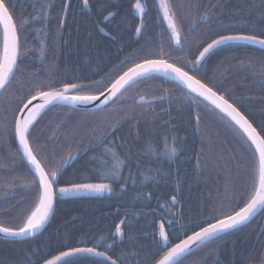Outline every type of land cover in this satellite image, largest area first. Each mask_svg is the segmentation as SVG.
I'll use <instances>...</instances> for the list:
<instances>
[{"label": "trees", "instance_id": "16d2710c", "mask_svg": "<svg viewBox=\"0 0 264 264\" xmlns=\"http://www.w3.org/2000/svg\"><path fill=\"white\" fill-rule=\"evenodd\" d=\"M70 1L66 21L61 27L66 0H10L17 26L25 20L30 22L20 33L22 54L16 75L7 90L0 92V126L4 129L0 137V225L3 226L17 227L33 206L36 195L35 188L30 187L31 175L27 174L26 162L17 153L13 116L15 109L23 107L21 101L26 103L37 86L51 84L62 88L65 82H75L87 85L93 91H105L134 62L158 53L161 44L166 58L191 68L189 61L211 42L204 41L209 37L208 25L215 27L213 38L238 32L264 34V0H208L212 10L206 12L199 10L203 6L202 0H171L182 24L181 51H174L176 47L169 39V32L152 0H146L148 7L140 35L136 33L137 26L141 25L140 18L134 13L136 0H88V7L84 6L83 0ZM250 2L257 4L251 19H247L248 13L239 15L237 10H231L232 6H245ZM43 3L51 5L50 18L47 26L38 32L41 23L31 21V17ZM77 4H80L83 15L75 17ZM96 9H99L98 13ZM109 13L115 15L105 21L104 17ZM205 13L209 19L201 20L200 16ZM102 25H105L104 34L111 35L109 45L106 41L96 47L90 39ZM125 32H130L133 37L128 47L120 38ZM42 40L45 46L43 59L39 52ZM69 41L78 44L67 47ZM246 47L252 52L249 53ZM73 53L82 56L83 61H74L70 57ZM261 58H264V49L232 43L215 50L206 60V63L217 66L221 62L225 64H221L222 70L214 80L206 75L203 67L197 74L238 106L258 130L264 127V84L253 75V71L258 70ZM94 81H100L102 87L97 89ZM141 96L157 100L139 104L137 99ZM165 138L169 145L178 149L171 162L167 158L153 157L146 151L149 145L157 153L164 151ZM30 142L46 161L49 171L59 169L57 187L103 182L110 183L113 191L105 192L102 199L89 202L57 197L47 224L29 240L31 245L27 240L5 243L0 239V264H43L60 251L69 250V246H95L117 264H127L133 256L142 264H154L159 255L157 245L163 246V242L154 235L152 239L148 237L151 239L149 246L140 245L134 234L135 228L145 230L153 226L158 233L163 225L171 246L199 230L200 221L206 218L209 209L219 206L218 197L225 192L227 179L244 185L251 171L249 154L219 116L204 109L203 105L186 102L175 83L161 76L133 84L123 91V95L99 110L47 107L30 129ZM112 152L125 161L121 176L128 177L131 172L132 179L127 184L100 179L96 171L104 162L114 163ZM74 155L77 156L75 159ZM66 160L67 166L62 171ZM156 169H161V174L150 181L158 184L156 186L163 195L171 193L176 184L183 183L180 196L189 197L191 202L182 203L181 214L170 211L171 205L161 204L157 205L159 211L153 214L135 212L139 217L124 220L120 226L122 238L116 239L113 237L116 228L112 226L123 219L115 209L119 206L118 200L130 192L141 197L146 190V181L144 176H138V172L153 175ZM191 190L194 194H190ZM136 204L135 207L149 206V203ZM232 204L235 206V198ZM74 218L77 222L71 224ZM148 218L151 219L149 222ZM142 220L146 224L140 228L138 224L141 226ZM170 220L175 221V228L167 222ZM134 221L137 225H130ZM180 224H183L182 234L176 231ZM88 225H91L92 234L86 235L81 228ZM189 225L193 227H187ZM75 259L76 264H111L94 256ZM179 264H264V209L253 221L207 243Z\"/></svg>", "mask_w": 264, "mask_h": 264}, {"label": "snow or ice", "instance_id": "6c2138e0", "mask_svg": "<svg viewBox=\"0 0 264 264\" xmlns=\"http://www.w3.org/2000/svg\"><path fill=\"white\" fill-rule=\"evenodd\" d=\"M157 7L162 21L167 24L169 39L178 47L174 51H181L183 48L181 40L182 24L175 11L171 0H152ZM84 6L88 7V0H83ZM39 11L31 17V21L41 23V31L47 26L50 18V4H39ZM146 0H136L134 4V13L140 18L141 25L137 26L136 33H142L143 17L147 11ZM67 10V5H65ZM14 6L10 0H0V27H2V39H0V91H6L11 84L12 78L16 75L18 67V58L21 56L20 50V33L25 25L30 21L25 20L19 26L14 23L13 16ZM115 13H109L104 17L107 21L109 16ZM201 20L209 19L207 13L200 16ZM61 20V27L64 24ZM104 32V29H100ZM46 36V33H45ZM245 41L250 45H259L264 49V34L256 35L251 33L238 32L234 34H221L211 40L203 47L199 54L189 61L191 68L179 64L177 61L166 58L164 54V45H160V51L155 55L145 56L142 60L134 62L131 66L119 75L110 87L107 88L108 95L105 96L103 91H93L87 85L75 82H65L62 88H55L51 84H41L37 86L34 94H29L27 102L23 107L15 109L13 116L14 137L18 142L17 153L22 161L26 162L27 174L31 175L30 187L35 188L33 206L25 213L22 222L17 227L0 225V235L4 237H31L39 232L49 219L53 212L54 200L57 197L63 199L71 193H92L103 194L113 191L110 183H72L70 186H61L57 188L59 169L49 171L46 161L40 157L36 149L30 142V129L32 128L37 117L41 112L54 102L69 105L80 106L88 105L100 101L102 105H107L110 100L117 96L123 95L128 87L139 83L142 80L152 79L156 76H163L166 80L174 82L183 93L186 102L195 105H203L204 109L212 111L219 116L225 123L234 137L238 139L242 149L249 154L251 161L250 176L244 185L239 181L227 179L225 181V192L218 197V205L209 209L206 218L200 221L199 230L193 231L187 235L186 239L180 240L179 243L170 246L169 237L165 234L164 226H160L159 236L163 241V246L157 245L159 258L154 260V264H179L180 258L191 251L193 245L202 246L208 242L220 239L225 234L244 225L250 218L254 217L258 210L264 209V127L259 130L254 127L253 123L246 117L234 103L224 94L218 93L213 84L208 83L205 79L197 75L208 57L215 50L232 44L233 42ZM40 58L45 56V46L43 40L39 49ZM250 68L253 66L250 63ZM262 84H264V58L258 70L253 71ZM96 88L102 87L100 81H94ZM123 90V91H122ZM186 90V91H185ZM167 92V89H164ZM101 96H105L101 100ZM155 99V97L153 98ZM34 100L40 102L29 108ZM140 102L150 103L145 97H140ZM27 112L25 113V110ZM197 122L199 123V111H197ZM175 141L176 137L173 136ZM108 151H112L109 149ZM147 152L153 157L159 156L161 160L167 158L170 162L177 156L178 149L171 146L165 138L164 151L157 153L152 145H149ZM114 163L109 165L104 162L102 168L96 171L100 179H108L112 182H122L127 184L132 179L131 172L128 177L121 176V168L125 161L120 159L115 152H112ZM72 158V157H70ZM139 167V164H137ZM161 174V169H156L153 175L143 174L144 181L155 179L156 175ZM133 183L135 181L133 180ZM143 183V182H142ZM235 185V188L232 186ZM24 187V185H20ZM236 189H240L237 191ZM235 198V206L232 200ZM173 203H176V197H172ZM242 204V206H240ZM226 209H231L227 211ZM175 221L170 220L169 225ZM123 223V221L121 222ZM187 227H193L189 225ZM116 235H122L119 224L116 226ZM108 247H111L109 245ZM97 256L108 260L111 264H117V261L106 256L105 251H98L93 247L69 246V250L60 251L58 255H53L50 259L44 261V264H76V259L81 256ZM155 255V254H154Z\"/></svg>", "mask_w": 264, "mask_h": 264}, {"label": "bare ground", "instance_id": "6f19581e", "mask_svg": "<svg viewBox=\"0 0 264 264\" xmlns=\"http://www.w3.org/2000/svg\"><path fill=\"white\" fill-rule=\"evenodd\" d=\"M202 2H203V6H200L199 7V10L200 11H203V12H206V11H211L212 10V8H211V6L209 5V3H208V0H202ZM256 3L255 2H250V3H247V5H245V6H232L231 7V10H232V12L234 11V10H237L238 12L237 13H239V15H240V13H243V12H245V13H248V14H246V16L248 17L247 19H251V17L252 16H254L255 15V10H256ZM75 8H76V10L74 11L75 12V17L76 16H80V14H82L81 13V6H80V4H77L76 6H75ZM97 10V13L99 12V9H96ZM213 10H215V11H218V9L217 8H213ZM263 10V12H264V9H262ZM262 12V13H263ZM83 15V14H82ZM238 16V15H237ZM250 17V18H249ZM62 19L64 20V21H66V19H65V17H64V10H63V16H62ZM98 19H99V17H98ZM125 21H127V19H125ZM94 22H95V20H94ZM14 23H15V21H14ZM107 26V25H106ZM73 29H74V27L73 26H71ZM109 27V26H108ZM101 28H103L104 29V32H105V25H102L101 26ZM72 29V30H73ZM207 29L209 30V32H208V38H206L204 41H211L212 39H214L213 37H214V35H212V32H214V29H215V27L214 26H212V25H208L207 26ZM1 31H2V27H1ZM248 31H251V29L249 28L248 29ZM104 32H101L100 31V29L99 30H97V31H95V35H94V37H91V42H93V43H95V45H96V47H101L102 45H103V43H105L106 41V43H108V45H109V37L111 36L110 35V33H105L104 34ZM249 33V32H248ZM73 34V33H72ZM72 36V35H71ZM136 37V36H135ZM120 38H121V40L123 41V45L125 46V47H128L129 45H130V43L132 42V40L131 39H133V37L131 36V33L130 32H125V33H122L121 35H120ZM174 43V42H173ZM210 43V42H209ZM234 43H238V44H245L246 46H249V47H253V45H250V44H248V43H243V42H234ZM78 43H74L73 44V42L71 41H69L66 45H67V47H74V46H76ZM65 45V46H66ZM110 46H112V44L110 45ZM174 46L175 47H178V46H176L175 44H174ZM255 47V46H254ZM199 50V49H198ZM246 50L249 52V53H251L252 52V49L251 48H248V47H246ZM71 55V54H70ZM72 59H74V61H77V62H81V61H83V59L84 58H82V56H80V55H77V54H72L71 56H70ZM221 64H223V62H221L220 63V66H217V65H214V64H212V63H204V66H203V70H204V72H206V75L207 76H209V77H211L213 80L218 76V74L221 72V70H222V67H221ZM223 65H225V64H223ZM186 91V90H185ZM1 92V91H0ZM115 100V99H114ZM114 100H112V102L114 101ZM111 103V102H110ZM235 105V104H234ZM236 106V105H235ZM238 107V106H237ZM3 127H1L0 126V137H2V134L4 133L3 132ZM2 171L0 170V173H1ZM139 173V177H142L143 176V174L145 173V172H138ZM156 185H158V184H156V183H153L152 181H150V180H148V181H146L145 182V186H146V190L144 191V193L141 195V197H139V198H137V197H135L134 196V194H132V192H130V194H128V193H126V194H124V196L122 197V198H120L119 200H118V202L117 203H119V206L117 207V208H115L116 209V211H117V214L120 216V217H123V219H122V221H126V220H128L129 218H131V216H133V217H135V216H137V217H139L138 215H137V213H140V214H142V213H144L145 215L146 214H148L149 212L151 213V214H153V212H158L159 211V208L157 207V205H171V206H169V210L170 211H172V212H174V213H177V214H181L182 213V209H183V205H182V203H187V202H191V199L189 198V197H184V196H180V191H183V188H184V185L185 184H183V183H178V184H176V188H172L173 189V191L171 192V193H169V194H166V195H163L161 192H162V190H160V188H158ZM70 186V185H69ZM164 192V191H163ZM105 193H103V194H100V195H97V194H92V193H85V194H81V195H77V196H72V197H69L68 199L69 200H83V201H91V200H95V199H102V198H104V195ZM190 194H194V192H193V190H191V193ZM173 196H175L176 197V203H173V201H172V197ZM110 203H113V202H110ZM136 203H149V204H147V205H149L147 208H148V210H147V208L146 207H135L137 204ZM151 203H154L153 205L154 206H152L151 208H150V204ZM83 205H86V206H88L89 205V203H83ZM134 209L136 210V211H134ZM263 210V209H262ZM261 210V211H262ZM135 212H137V213H135ZM51 215V214H50ZM258 216V215H257ZM256 216V217H257ZM50 217V216H49ZM255 217V218H256ZM255 218H253L251 221H253ZM75 219L76 218H74V219H72L71 221V224H74V223H76L77 222V220L75 221ZM136 220V219H135ZM151 219H147V222H149ZM119 222H118V224L120 225V226H122L123 224L121 223L122 221L121 220H118ZM143 221V220H142ZM250 221V222H251ZM131 222V221H130ZM167 222H169V221H167ZM249 223V222H248ZM47 224V223H46ZM102 224H104V223H102ZM146 224V222L145 221H143V222H141V226H140V224H138V226L140 227V228H142L144 225ZM247 224V223H246ZM130 225H132V226H135V225H137V223L134 221L132 224L130 223ZM245 225V224H244ZM45 226V225H44ZM116 226H117V224H115L114 226H112L114 229L116 228ZM160 226V225H159ZM175 225L174 224H172V228H175L174 227ZM44 228V227H43ZM42 228V229H43ZM146 228V227H145ZM156 227H153V226H148L145 230H139V229H137V228H135L134 229V234H135V237H136V239L139 241V244L140 245H146V247L147 246H149L150 245V240L152 239V238H154V235L156 236V238H157V240L158 241H162L161 240V238H160V236H159V231L160 230H158V233H157V229H155ZM183 228V224H180L179 225V228H176L177 230L176 231H178L179 233H183V231H181L180 229H182ZM82 230H83V232H85V234L86 235H88V234H92V229H91V225H88V226H85V227H82L81 228ZM238 229V228H237ZM175 230V229H174ZM198 231V230H197ZM122 232V231H121ZM167 232H166V230H165V234H166ZM36 235H38V233H36L34 236H31V237H15V238H0V239H2L5 243H21V241H25V240H27L28 241V243L31 245V241H29L31 238H33V237H35ZM158 235V236H157ZM113 237H115L116 239H121L122 238V235H120V236H117L116 235V231H114V236ZM148 237H151V239L149 240L148 239ZM186 238V237H185ZM106 239V241L107 240H110V239H107V238H105ZM184 239V238H183ZM123 240H125L124 238L122 239V241ZM163 242V241H162ZM180 242V241H179ZM178 243V242H177ZM176 244V243H175ZM172 245H174V244H172ZM11 247H14V246H11ZM16 249V248H15ZM98 251H100V250H98ZM196 251V250H195ZM191 253H193V252H191ZM191 253H189L188 255H190ZM188 255H186V256H184L183 258H181L180 260H179V262H181L184 258H187V256ZM87 256V255H86ZM106 256H108V255H106ZM26 257H29V255H27ZM94 257H97V256H94ZM8 258V257H7ZM98 258H101V257H98ZM158 258H159V255H158ZM158 258H156V259H158ZM2 264H7V262H2ZM35 264H42V263H38V262H36ZM127 264H142L141 263V261L138 259V258H136V256H133V257H131L128 261H127Z\"/></svg>", "mask_w": 264, "mask_h": 264}, {"label": "water", "instance_id": "95a60500", "mask_svg": "<svg viewBox=\"0 0 264 264\" xmlns=\"http://www.w3.org/2000/svg\"><path fill=\"white\" fill-rule=\"evenodd\" d=\"M69 2H71L70 0H67L66 1V5H67V9H68V6H69ZM66 12H67V10L65 9V15H66ZM65 15H64V17H65ZM165 24V26H166V28H167V24L166 23H164ZM169 32V31H168ZM170 34V33H169ZM238 42H243V43H247V42H245V41H238ZM234 43V42H233ZM253 46H255V47H259V48H261L258 44L257 45H253ZM19 59V58H18ZM161 77H163V76H161ZM123 91V90H122ZM104 93H105V96H107L108 95V92H107V90L106 91H104ZM105 96H101V100H103L104 98H105ZM117 96H118V94H117ZM116 96V97H117ZM116 97H114L112 100H114ZM146 99V98H145ZM112 100H110L109 102H108V104H110V102H112ZM146 100H148V101H151V102H153L154 101V99H146ZM40 101L39 100H34L33 102H32V104L31 105H29V108H31V107H33V106H35V104H37V103H39ZM137 102L138 103H142V104H145V103H143V102H140V98L137 100ZM107 104V105H108ZM52 105H61V106H67V107H71V108H77V109H87V110H96V109H101V108H103V107H105L106 105H102L101 103H100V101H96V102H93L92 104H88V105H80V106H75V107H73V106H69V105H64V104H60V103H56V102H54ZM27 112V109L25 110V113ZM17 144H18V142H17ZM76 156H74L73 158H75ZM66 165H67V161L64 163V165H63V167H62V170H64L65 169V167H66ZM86 193V192H85ZM85 193H71V194H69L66 198H69V197H72V196H77V195H81V194H85ZM97 195H100V194H97ZM54 203H55V200H54ZM262 209H260V210H258L257 211V213L255 214V216L254 217H252V218H250V220L249 221H247V222H245V224L246 223H248V222H250L253 218H255L257 215H259L260 214V211H261ZM241 226H243V225H241ZM241 226H239V227H241ZM238 227V228H239ZM233 231V230H232ZM38 233V232H37ZM0 238H12V237H4L3 235H0ZM187 238V237H186ZM186 238H184V239H186ZM179 243V242H178ZM209 243V242H208ZM207 244V243H206ZM206 244H204V245H206ZM204 245H202V246H204ZM202 246H196V245H193L192 247H191V251L190 252H188V253H186L185 255H183L181 258H183L184 256H186V255H188L189 253H191V252H194L195 250H197V249H199V248H201ZM180 258V259H181ZM44 264V263H43Z\"/></svg>", "mask_w": 264, "mask_h": 264}]
</instances>
